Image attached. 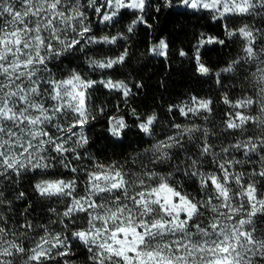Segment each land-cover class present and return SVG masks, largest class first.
<instances>
[{
    "label": "clouds",
    "instance_id": "9594fccd",
    "mask_svg": "<svg viewBox=\"0 0 264 264\" xmlns=\"http://www.w3.org/2000/svg\"><path fill=\"white\" fill-rule=\"evenodd\" d=\"M0 264H264V0H0Z\"/></svg>",
    "mask_w": 264,
    "mask_h": 264
},
{
    "label": "trees",
    "instance_id": "16d2710c",
    "mask_svg": "<svg viewBox=\"0 0 264 264\" xmlns=\"http://www.w3.org/2000/svg\"><path fill=\"white\" fill-rule=\"evenodd\" d=\"M154 3H159L160 0H153ZM155 17V20L153 19ZM130 18L127 11L122 13V21L128 20ZM188 21L190 24L194 21L195 24L194 27H199L201 20H204V18H196L195 16H189L187 13H174V12H165L163 8L161 9L160 13L152 12L147 16V22L149 24H152L154 27L159 25L157 27V33L158 35H163L165 32H167L170 36L171 42L173 47L175 44L181 40V38H187L189 36L188 27L184 26L181 27L179 31H175V25L179 21ZM204 26L210 31V32H217L218 34L222 33V29L219 27V24H217L216 27H213V25L208 22L207 20H204ZM147 37H148V29L146 27H141L139 32V41L138 43L140 45H146L147 43ZM190 51V49H189ZM213 51H216V49H213ZM173 59H175V56H173ZM165 71V67L163 64V61H160L159 70L154 71L152 75L148 76L144 82L146 93L143 95V98L140 100H137V104H143L145 107L148 106L149 101H154L155 95L160 92V88L158 83H156L158 77H161L163 75V72ZM173 75L176 76L178 79L174 80L173 83H184L187 72L186 71H177L175 68L172 69ZM170 79V78H169ZM171 91V90H169ZM97 136L99 133L96 134ZM79 255V254H78Z\"/></svg>",
    "mask_w": 264,
    "mask_h": 264
},
{
    "label": "snow or ice",
    "instance_id": "6c2138e0",
    "mask_svg": "<svg viewBox=\"0 0 264 264\" xmlns=\"http://www.w3.org/2000/svg\"><path fill=\"white\" fill-rule=\"evenodd\" d=\"M201 70H202V71H207V69L204 68L203 66H201Z\"/></svg>",
    "mask_w": 264,
    "mask_h": 264
}]
</instances>
